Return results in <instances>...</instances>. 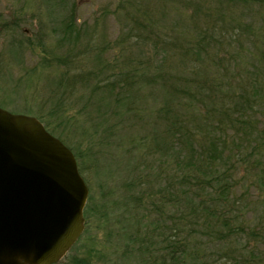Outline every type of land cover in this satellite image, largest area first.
<instances>
[{
	"label": "rangeland",
	"instance_id": "374dc122",
	"mask_svg": "<svg viewBox=\"0 0 264 264\" xmlns=\"http://www.w3.org/2000/svg\"><path fill=\"white\" fill-rule=\"evenodd\" d=\"M55 1L60 3L59 0ZM64 1V9L56 11L54 15L58 21L73 14L77 19L75 25L86 26L77 45V52L89 48L86 45L91 40L96 45L92 54L94 59L98 52H102L105 44L115 47L118 38L128 33L127 21L122 13L117 12L121 0ZM239 1L212 2L213 6H217V13L222 11L224 16L228 15L234 20L233 37L231 40L229 37L225 38L222 49L213 46L210 34L203 30L207 25L201 18L199 28L202 29V37L210 38L208 41L211 43L203 49L204 58L196 65L203 66L202 73L196 77L199 78L200 85L204 78L203 71L209 72L213 69L205 56L210 59L211 56L219 57L226 65L243 62L246 65L244 75L251 80L260 74L252 84L247 82V89L234 88L225 94L230 95L234 103L242 94L247 95L249 92L254 95L257 83L264 88V0ZM132 2L152 8L161 26L171 30V26L176 25L179 28L177 36L187 37L180 30L183 25L180 20L186 22L190 28L191 23L186 17L191 10L181 9L173 2L167 4L166 0ZM49 5L47 0H0V107L15 114L34 116L43 125L40 117L51 122L55 132L64 141L59 136H54L61 139L81 159L78 166L90 190L86 208L87 233L59 264H144L142 253L150 240L144 234L147 230L134 227L132 216L123 208L126 198L130 196L126 187L134 180L143 179L148 187L159 188L173 177L176 186L179 184L178 178H183L185 169H178L171 156L167 157V168L159 173L162 164L159 161L165 156L161 143L170 145L179 142V132L182 136L183 131L180 128L186 126L197 141L205 138L207 142H211L216 138L217 148L225 151L224 156L228 160L215 165H211L213 163L209 161L208 168L211 166V169H207V178L211 180V184L217 186L220 185V179L221 185L234 190L230 197L232 208L226 212L224 223L220 222L219 228L207 230L203 228L202 220L194 219L198 222L196 231L188 225L186 228L177 225L174 230L175 238L185 241L189 235V243H195L196 250L200 253L201 264H264V170L259 161L264 160V137H260L264 136V125L257 128L259 136L246 142L245 133H249V130L242 127L239 117L234 116L235 124L229 123V126L219 119L223 123L219 126L208 118L211 114L206 112L213 108L208 102L201 100L199 105L192 104L185 97H176L169 92L165 85L181 88L186 79L191 77L196 63L184 64L180 59V52H172L167 45L152 44L136 49L133 47L122 52L124 57L119 52L121 62L125 61L124 68H119L123 70L124 83L128 85L122 83L123 90L117 91V97L109 96L104 90L109 77H100L97 81L94 76L89 81L92 86L88 89L78 87L75 93L68 95L69 91L62 89L56 80L62 78L66 84L70 82L72 74L62 66L58 67L55 63L57 61L42 68L39 57L42 54H37L39 49H34L36 55H30L25 50V45H18L23 38L37 43L40 35L46 33L45 38H49L47 51L61 57L62 53L57 50L59 37L54 36L53 31L55 23L62 21L53 22L56 18L53 19ZM215 32L220 33V28ZM162 34L159 36L166 38L165 33ZM135 41L134 37L130 39L131 43ZM196 42L190 38L188 47H191L189 43L194 45ZM178 45L182 43L178 42ZM67 48L65 47L66 52L63 54L65 57L69 54ZM91 50L93 51L92 48ZM77 52L72 51V58ZM104 57V61L112 62L114 55ZM128 57H137L138 60L151 58L152 65L148 74L171 72L173 75H169V78L172 80H166L164 78L168 76L160 75L157 78L148 77L155 79L152 84H135L132 75L129 78L125 72V69L134 66L128 62ZM79 58L82 60L81 55ZM87 67L89 66L84 63L81 69L86 70ZM90 68L94 70V67ZM94 71L100 75L99 69L95 68ZM237 77L242 79V76ZM51 92L55 93V97H52ZM261 94L264 95V92ZM61 100L66 102V106L75 105L72 111L75 114H70L79 118L75 117V123L70 124L69 120L48 115L55 108V102ZM167 102L170 103L169 109L161 112L164 106L166 109ZM255 112L260 115L259 111ZM259 122L262 119L259 118ZM172 123L178 126L174 130L177 133L174 134L173 141L169 134ZM180 148V144L176 146L175 155L181 165L186 153L185 149L181 151ZM194 150L200 153L201 147L196 145ZM167 172L169 180L166 177ZM135 192L131 195L134 201L138 200V191ZM182 210L176 211L175 217L181 220L179 224H183L185 220L188 224L187 209ZM190 220L192 221L189 218ZM171 224L173 223L166 225L169 228ZM167 233L174 235L168 229ZM157 251L156 249L155 252Z\"/></svg>",
	"mask_w": 264,
	"mask_h": 264
},
{
	"label": "trees",
	"instance_id": "16d2710c",
	"mask_svg": "<svg viewBox=\"0 0 264 264\" xmlns=\"http://www.w3.org/2000/svg\"><path fill=\"white\" fill-rule=\"evenodd\" d=\"M59 1L60 3L58 4V2L55 0H47V2L50 4L49 8L53 13V19L55 17L54 15L56 11L59 10L60 12L64 9L62 4L65 5V1ZM132 1L133 0H126L123 2V0H121L117 10L118 13H122L125 21H127L126 29L128 30V33L118 38V44L115 47H108L107 44H105L103 46L102 52H98L94 59L92 54L96 45L92 44L91 40H88L89 43L86 45L89 48L79 52L76 51L78 48L77 45L79 44V40L86 26L83 27L80 25H75L74 22L77 19L73 16V14H69L59 21L55 17L56 20L53 21H62L61 23H55L56 27L53 31V35L59 37L57 50L62 53L61 57L51 54L47 51L46 46L48 45L49 38H45L46 33L40 35L41 37L38 39L37 43L33 42L31 39L23 38L21 42L18 43V45L19 47L25 45V50H28L30 55H36L34 49H39L40 52L37 54H42L39 56L41 58L40 61H42V68L53 64L54 61H57L55 63L58 65V67L62 66L63 68L67 69L68 72L72 74L70 82L64 84L62 78L59 80L57 79L56 82L60 83V87H62V89L69 91L68 95L75 93L78 87L88 89L90 86H92L89 84V81L91 80V77L94 76L96 77L97 81L100 80V77H104V79L109 77L107 80L108 84L105 86L106 88L104 90L107 91V93H109L108 95L111 97L113 95L114 97H117V91L123 90L122 83L127 84L124 83L123 79L125 74H123V70L119 68H124L125 66V61L121 62V57H124L122 52L125 50H130L133 47L136 49L137 47H148L152 44L154 46L157 44L162 46L167 45L168 48L170 46V50L172 52H180V59L184 64L188 65V63L193 62L196 64L192 68L191 77L186 79V82L181 88L180 86L165 85L168 91L172 92V94L176 97H185L189 103L192 104L195 103L199 105V103H202L201 100L208 102L209 105L213 107L210 112H206L211 114L208 116V118L211 121H215L219 126L223 125L220 120L228 126L229 123L234 125V116L239 117L241 119L239 123L242 124V127H246L247 130H249V133H245V136L247 137L245 139L246 142H248L250 138L259 136V131H257V128L259 125H264V95L261 94L264 92V88L260 86L261 84H256V87L254 88V95L250 94L249 92L247 95L242 94L241 97L235 101V103L230 95L226 96L225 94L230 93L229 90L234 88L247 89V82H251L252 84L255 78L259 77L260 74L251 80L244 75L246 65L243 64V62H235L233 65H226L223 61L219 60V57L211 56L212 59H210L209 56H205L211 62L210 64L212 65L213 69H211L209 72L203 71L202 75H204V78L203 81H201V85L199 78H196L200 76L203 69L202 65V68H199L201 66L197 67L196 65L201 62L202 58H204L205 52L203 53V49H205L211 43V41H208L210 38L202 37V29L199 28V25L201 24V18H203L205 24L207 25V28L203 30H206L210 34V37L213 40V46H217L218 48L222 49L223 44L225 43V38L229 37V40H231L233 37L234 20L232 17H228V15L224 16L222 11L217 13V6H213L212 3H218L217 1L222 2V0H208V2L166 0L167 4L169 2H173L178 4L181 9H185L187 11L191 10L190 14L186 17V20L191 23L190 28H188L186 22L184 23L183 20L179 19L183 23L182 29L180 30L187 34L186 38L177 36V29L179 28H176V25H172L171 30L161 26L160 20L156 14L154 15L152 8L148 6L144 7L141 3H135ZM229 1L233 2L234 0ZM239 2L242 3V0ZM190 7H192V9ZM164 9L165 8L162 10L164 11ZM218 28H220V33L215 32ZM162 33H165L166 38L159 36L160 34L163 35ZM7 35H9L8 32ZM103 37H105V35H103ZM133 37L136 39V41L131 43L130 39ZM190 38L191 40L197 42L194 45L189 43V46L191 47H188ZM178 42H181L182 45H178ZM65 47H68L67 51L69 52V58L63 55L66 52ZM72 51L77 52L74 58H72ZM120 51L121 57L119 56ZM79 55L82 56V60H80ZM106 55H111V57L114 55L112 59L113 61H104L103 58H105L104 56ZM138 59L139 58L137 57L135 59L128 57V62H131L134 64V66H131L133 68L132 71L131 67L129 69H125L126 75L129 78L132 75L131 78L134 79L135 84L137 82L152 84L155 82V79L152 80L148 77L157 78L161 77L160 75H166L168 77L164 79L172 80L169 78V75H173L171 72L163 71L162 73H153V75L148 74L150 73L152 65L151 58H147L146 60ZM84 63L89 66L86 68V70L81 69ZM90 67H94V70L95 68H97V70L99 69L100 75L96 74V71L91 70ZM237 73H240V75H237ZM237 76H242V79L238 78ZM178 85L180 84L178 83ZM129 87L133 89L132 86ZM93 89L94 88H92V90ZM205 91H207L206 95L204 94ZM51 93L52 97H55V93ZM117 100H119V96ZM232 102L234 103L233 105ZM66 105V102L62 100L55 102V108L51 109L48 115L69 120L70 124L75 123V117L76 119L79 118L77 115H70L74 110L73 106L75 105ZM169 107L170 103L167 102L166 109L164 106L160 111L163 112L168 110ZM256 110L260 112V115H258V112H255ZM40 118L49 132L59 136L55 132V128L51 122H48L43 117ZM259 118L262 119V122H259ZM176 127L178 126L172 123L171 127L169 128L171 141H173L175 137L174 134L177 133L174 131ZM180 129L183 131L182 136L181 132H179V142L172 144L170 143V145L161 143L163 149L162 152L165 153V156L161 161H159V163H162L160 164L159 173L163 169L167 168L166 161L168 156L172 157V161L176 163V166L178 165V169L180 167L185 169L183 178H178L180 179L178 180L179 184L176 186L174 177L172 180H169L167 177V172L166 177L169 181L166 182V185H163L159 188L153 189V187H148V183H146L143 179L134 180L126 187L127 194L130 192V196L126 198L123 208H125L132 216V223L134 227L136 226L138 229L141 227V230H147L144 234L148 236V239L150 240V242L147 243L148 246L145 247V250L142 253L144 256L142 258L144 264H201L200 253L197 252L195 243H192V245L189 243V235L185 238V241H183V239L178 240L175 238L174 230H176V226L180 225L186 228L188 225L196 231L198 223L195 222L194 219H196L197 221H203V228L207 230L216 229L219 228L220 222L224 223L226 212L232 208V200L230 197L233 194L232 191L234 188L221 185L220 179L218 180L220 185L217 186V184H211V180L207 178V169H211V166L208 168V162L210 161L213 163L211 165L226 162L228 157L224 156L225 151L223 149L217 148L216 144L218 142L216 138H213L211 142H207L205 138H203L202 141H197L195 136L188 130V126L185 128L181 127ZM59 138L64 141L61 136H59ZM176 144H180L181 151L185 149L186 153V157L182 161L181 165L179 163V158L175 155V148L177 146ZM196 145L201 147L200 153L194 150ZM74 154L79 164L81 159L76 153ZM259 161L262 163V169L264 170V160L261 159ZM136 190L138 191V200L134 201L133 198H131V195L136 193ZM181 208L187 209L186 212L189 214L187 217L188 224H186V220L183 222V224H179L181 220L175 217L177 215L176 211L182 210ZM189 218L192 219V221H189ZM168 223L173 224H171V226L168 228V225H166ZM167 229L170 234L172 232L174 235H169L167 233ZM213 235L214 234L212 232V236ZM156 249L158 250L157 252H155Z\"/></svg>",
	"mask_w": 264,
	"mask_h": 264
},
{
	"label": "water",
	"instance_id": "95a60500",
	"mask_svg": "<svg viewBox=\"0 0 264 264\" xmlns=\"http://www.w3.org/2000/svg\"><path fill=\"white\" fill-rule=\"evenodd\" d=\"M74 153L35 117L0 107V264H56L85 228Z\"/></svg>",
	"mask_w": 264,
	"mask_h": 264
},
{
	"label": "flooded vegetation",
	"instance_id": "af4514ba",
	"mask_svg": "<svg viewBox=\"0 0 264 264\" xmlns=\"http://www.w3.org/2000/svg\"><path fill=\"white\" fill-rule=\"evenodd\" d=\"M87 220V219H86Z\"/></svg>",
	"mask_w": 264,
	"mask_h": 264
}]
</instances>
